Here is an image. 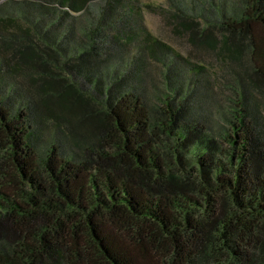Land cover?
Returning a JSON list of instances; mask_svg holds the SVG:
<instances>
[{
	"label": "trees",
	"instance_id": "1",
	"mask_svg": "<svg viewBox=\"0 0 264 264\" xmlns=\"http://www.w3.org/2000/svg\"><path fill=\"white\" fill-rule=\"evenodd\" d=\"M90 1H0V264H264V0L174 13L214 68Z\"/></svg>",
	"mask_w": 264,
	"mask_h": 264
},
{
	"label": "rangeland",
	"instance_id": "2",
	"mask_svg": "<svg viewBox=\"0 0 264 264\" xmlns=\"http://www.w3.org/2000/svg\"><path fill=\"white\" fill-rule=\"evenodd\" d=\"M1 2L5 0H0ZM25 0H14V2L23 4L22 2ZM31 2L41 3V2H52V0H27ZM144 12V23L148 30L152 32L158 38L170 43L173 48H175L178 52H180L183 56H190L192 61L200 65H208L211 67L210 62L212 60H216L215 53L209 49L196 46L189 40V35L184 31H181L180 26H178V20L174 16V13L183 14L187 17H194L196 19H202L203 22H207L206 17L208 16L209 20H215V13L218 12L221 7H224V4L221 2L222 0H213V4H210V0H182L185 4L184 6H179L172 0H137ZM175 1V0H174ZM101 0H91L89 2V10L85 13V17L93 18L95 17L100 10ZM181 5V4H180ZM35 6V5H34ZM180 8L182 10H180ZM211 8V9H210ZM214 10V11H213ZM181 11L183 13H181ZM78 15V13H76ZM127 47L122 49V54L125 55V58L121 60L119 64V71L126 72L133 66V56L136 53L135 47ZM246 60V59H245ZM113 64V65H115ZM244 64L246 66H250L253 64L252 60L245 61ZM153 66V74L160 75L161 71L159 64L154 62ZM219 64H217L216 70H218ZM111 68V67H110ZM212 68H214L212 66ZM112 71V70H111ZM163 72V71H162ZM200 85V83H199ZM227 94L232 93L227 91ZM225 94L214 95L217 98H220V103L223 104V107L232 108L233 106V98ZM19 97V96H18ZM215 99L217 100V98ZM17 104V102H15ZM10 107H14L13 111L18 112L17 107L13 106V101L8 102ZM216 108V107H215ZM233 109V108H232ZM63 127V125H61ZM39 137L41 141L45 145L50 144H60L62 148L66 147V144L63 139L62 128L58 127V122L53 121L52 118L48 117L45 119V123L42 126V129L39 132ZM2 144H5V139L2 137L0 140ZM3 152V150H1Z\"/></svg>",
	"mask_w": 264,
	"mask_h": 264
}]
</instances>
